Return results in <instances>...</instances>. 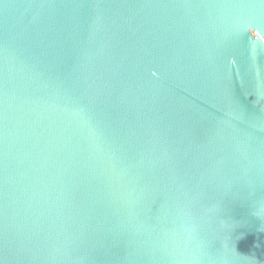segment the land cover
Here are the masks:
<instances>
[{"label":"water","instance_id":"obj_1","mask_svg":"<svg viewBox=\"0 0 264 264\" xmlns=\"http://www.w3.org/2000/svg\"><path fill=\"white\" fill-rule=\"evenodd\" d=\"M0 264H264V0H0Z\"/></svg>","mask_w":264,"mask_h":264}]
</instances>
